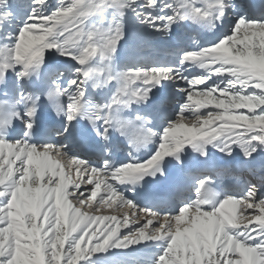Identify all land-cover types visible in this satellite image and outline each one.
<instances>
[{
    "label": "snow or ice",
    "instance_id": "1",
    "mask_svg": "<svg viewBox=\"0 0 264 264\" xmlns=\"http://www.w3.org/2000/svg\"><path fill=\"white\" fill-rule=\"evenodd\" d=\"M251 8L247 0H0V264H105L113 249L149 241L164 242L153 264H264V165L245 170L241 194L221 197L217 182L236 179L229 166L186 168L182 158L191 148L207 160L209 145L225 158L239 148L244 161L264 153V19L246 18ZM183 22L214 35L202 43L192 34L193 47L172 49L175 63L117 67L121 41L145 30L181 41ZM165 80L183 84L178 103L153 95ZM172 104L175 114L155 131ZM154 137L155 150L137 156ZM124 142L127 158L117 163ZM173 162L188 183L170 191L192 194L175 212L124 194L121 185L132 192ZM100 204L127 211L100 214Z\"/></svg>",
    "mask_w": 264,
    "mask_h": 264
},
{
    "label": "rangeland",
    "instance_id": "2",
    "mask_svg": "<svg viewBox=\"0 0 264 264\" xmlns=\"http://www.w3.org/2000/svg\"><path fill=\"white\" fill-rule=\"evenodd\" d=\"M55 2H56V0H48V3H49V5H54L55 4ZM143 34H145V35H147V38L149 37V39H152L153 38V35L155 36V34H151V32L150 31H148V30H145L144 32H142ZM152 35V37H150ZM154 40V39H153ZM173 56V55H172ZM172 58V57H171ZM175 61H176V59H175ZM197 69H192V71H196ZM191 71V72H192ZM178 83H179V81H178ZM182 83L180 82V84L179 85H181ZM183 99V98H182ZM181 99V100H182ZM175 114V111H174V113L169 117V119H171L172 118V116ZM73 203H76V201H73ZM99 206V208L101 209V214H113L114 212H119V213H122V212H124V211H127V208H126V206L125 207H121V208H119V209H115V207H113V208H111V209H108V208H105L104 207V205H102V204H100V205H98ZM85 210H87V211H92L93 210V208H92V206H89L87 209H85ZM146 243H143V245H145ZM152 244H155V245H157V246H155V247H157V249H156V255L154 256V258H153V260H152V262L150 263V264H153V262L155 261V259H156V257L160 254V252L162 251V249H163V246H164V242L163 241H156V242H151L150 244H146V246H144V247H148V246H150L151 245V247L153 246ZM138 245H140V244H138ZM136 246L137 245H133V246H130L128 249H125V250H117V249H113L112 251H111V256L113 257L114 255V257H116V255H118V254H120V252H126V251H128V252H130L132 249L134 250V248H136ZM142 246H140V248H141ZM152 249H154V248H152ZM138 252H140V251H137V253ZM136 253V254H137ZM136 256V255H135ZM112 258L110 261H106L105 262V264H120V262H117V257L116 258ZM133 257V256H132ZM143 257H145V253H144V255H143ZM82 264H97V262H96V259H95V257H93L92 258V260L91 261H87V262H82Z\"/></svg>",
    "mask_w": 264,
    "mask_h": 264
},
{
    "label": "bare ground",
    "instance_id": "3",
    "mask_svg": "<svg viewBox=\"0 0 264 264\" xmlns=\"http://www.w3.org/2000/svg\"><path fill=\"white\" fill-rule=\"evenodd\" d=\"M232 19V22L231 23H233L234 22V19H233V16L232 15H230L229 17H228V20L230 21ZM248 19H251V18H248ZM257 19H264V16H261V17H258ZM230 27H231V25H230ZM230 27H228L227 28V30H226V32L230 29ZM225 32V33H226ZM183 44H187L188 46H190L189 44H188V42H187V39L186 38H184L183 39ZM63 63V62H62ZM215 79V78H214ZM176 82H178V81H176ZM179 84H180V82H179ZM179 88H181V87H183V84H181V85H179L178 86ZM156 90H157V87L156 88H153L152 89V93H155L156 92ZM183 96V95H182ZM169 119V117L167 118V120ZM167 122V121H166ZM164 126V124L162 125V127ZM162 127H161V129H162ZM157 128H160V127H157ZM230 193H232V192H230ZM124 194L126 195V196H128V198H129V196H130V192L129 191H127V190H125V192H124ZM233 194H236V193H233ZM238 194H240V192H238ZM188 196H184V199H182V200H186V198H187ZM105 207V206H104ZM120 210V209H119ZM175 212V211H174ZM101 214V213H100ZM107 214V213H106ZM152 241H149V242H146V244H150ZM140 246H143V243H141L140 245H137L136 247L137 248H135L131 253H133L130 257H134L135 255H136V253H137V251H140ZM155 247V246H154ZM141 252V251H140ZM151 252H153L152 250H148V251H145V259H147L149 256H150V253ZM139 253V252H138ZM124 254H125V252H121L120 254H118V255H116V256H119L118 257V259H120V258H122V257H124ZM143 255H144V253H143ZM142 264H145L144 262H142Z\"/></svg>",
    "mask_w": 264,
    "mask_h": 264
}]
</instances>
